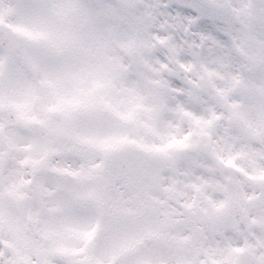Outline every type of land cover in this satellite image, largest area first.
I'll use <instances>...</instances> for the list:
<instances>
[{
    "label": "clouds",
    "instance_id": "clouds-1",
    "mask_svg": "<svg viewBox=\"0 0 264 264\" xmlns=\"http://www.w3.org/2000/svg\"><path fill=\"white\" fill-rule=\"evenodd\" d=\"M0 264H264V0H0Z\"/></svg>",
    "mask_w": 264,
    "mask_h": 264
}]
</instances>
